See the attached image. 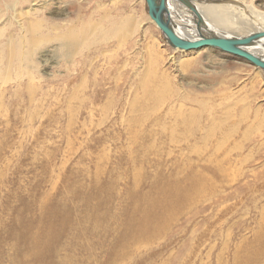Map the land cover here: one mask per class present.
I'll return each mask as SVG.
<instances>
[{
	"label": "rangeland",
	"instance_id": "374dc122",
	"mask_svg": "<svg viewBox=\"0 0 264 264\" xmlns=\"http://www.w3.org/2000/svg\"><path fill=\"white\" fill-rule=\"evenodd\" d=\"M116 2L50 0L44 17L94 20ZM227 2L262 26L264 0ZM121 9L140 25L126 53L99 45L75 75L48 48L32 102L25 86L10 95L15 77L0 90V264H264V71L171 48L144 0Z\"/></svg>",
	"mask_w": 264,
	"mask_h": 264
},
{
	"label": "bare ground",
	"instance_id": "6f19581e",
	"mask_svg": "<svg viewBox=\"0 0 264 264\" xmlns=\"http://www.w3.org/2000/svg\"><path fill=\"white\" fill-rule=\"evenodd\" d=\"M49 1L0 0V5H3V7H0V90L7 92L8 90L5 89L4 85L8 84L12 80V77H15L10 82H13L12 86L14 87L10 95L21 96V88L25 86L24 95L29 102H32L37 91L41 90V88H35V80L39 78L34 74V70L38 71L39 69L38 59H41L38 55L39 52L43 51L49 54V48L50 54H54V56L59 58L57 59L59 61H54V64L59 65L61 63L65 67L66 74L73 70V72L77 71L75 68H79V72L83 73L86 65L97 58V53L100 49L99 45L106 44L107 46L114 44L118 47L121 45L124 47L125 50L123 51L126 53V50L132 47L133 42L136 41L133 38L140 30V25L137 23L135 15H127L125 14V10L121 9L123 12L121 16H112L116 4L119 3L121 5L122 0L116 2L114 6L112 3L109 9L104 8V10H101L100 14H102L97 19L85 20L79 17L66 22L49 20L44 17ZM189 1L198 10L203 19L204 24L200 30L196 28L195 22L197 18L192 12L179 3V7L184 8L180 9L175 4L177 3L176 0H167L171 25L174 32L181 38L193 41L199 39V36L217 35L224 37L216 32L218 31L217 27L220 26L244 30L246 33L243 36L264 31V15H259L257 19L263 23L262 26L251 29L252 23L250 25L246 21L239 20L237 14L240 13L227 8H239L235 3L218 4L217 2H221L222 0H209L214 5H208L200 4L197 1ZM23 6L28 7V9L23 10ZM245 7L246 9L248 8L247 6ZM245 7H243L244 11ZM98 9H101V7H97ZM183 10L193 17L191 22L186 21L187 14ZM5 16L9 17L4 18ZM177 20L180 22L178 26L176 25ZM193 30L195 32H191ZM85 48L89 49L87 55L83 54ZM246 50L264 61V38L256 40ZM261 70L264 71V69ZM74 74L76 75V72ZM156 76L157 73L153 67L148 78L143 82L145 85L144 92L155 90L156 87H150L152 80L155 81L154 77ZM150 77L151 80L149 79ZM67 78L69 79V77ZM38 82H44V80L40 79ZM1 97L2 94L0 93Z\"/></svg>",
	"mask_w": 264,
	"mask_h": 264
},
{
	"label": "water",
	"instance_id": "95a60500",
	"mask_svg": "<svg viewBox=\"0 0 264 264\" xmlns=\"http://www.w3.org/2000/svg\"><path fill=\"white\" fill-rule=\"evenodd\" d=\"M147 7V15L156 27L161 31L168 45L180 51H198L201 48L216 49L221 52L239 57L252 65L264 69V61L253 56L246 48L258 39L264 38V31L242 37H220L217 35L199 36V39L191 41L179 37L173 30L167 7V0H144ZM185 6L197 18L195 25L197 30L204 22L198 10L189 0H176Z\"/></svg>",
	"mask_w": 264,
	"mask_h": 264
}]
</instances>
